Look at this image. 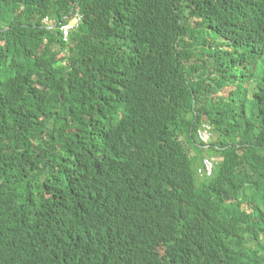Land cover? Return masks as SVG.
<instances>
[{
	"label": "trees",
	"instance_id": "1",
	"mask_svg": "<svg viewBox=\"0 0 264 264\" xmlns=\"http://www.w3.org/2000/svg\"><path fill=\"white\" fill-rule=\"evenodd\" d=\"M0 264H264V0H0Z\"/></svg>",
	"mask_w": 264,
	"mask_h": 264
},
{
	"label": "built area",
	"instance_id": "2",
	"mask_svg": "<svg viewBox=\"0 0 264 264\" xmlns=\"http://www.w3.org/2000/svg\"><path fill=\"white\" fill-rule=\"evenodd\" d=\"M82 16L77 13L75 14V16L69 20L66 24L61 25L59 27L60 31L62 32V35L64 37V40L68 41L71 32L78 28L79 23L81 21ZM46 21L48 22H53V20H50L49 18H45ZM211 133V127L209 125H204L198 133V137L200 139V141L204 144H209L211 141V137L209 136V138L207 139V135H210ZM215 167V161L214 159H210V158H205L204 162H203V167L199 170V173H206L208 176H210L213 173V169Z\"/></svg>",
	"mask_w": 264,
	"mask_h": 264
},
{
	"label": "rangeland",
	"instance_id": "3",
	"mask_svg": "<svg viewBox=\"0 0 264 264\" xmlns=\"http://www.w3.org/2000/svg\"><path fill=\"white\" fill-rule=\"evenodd\" d=\"M44 22H45L46 24H48V25H54V21H53V22H48V21H46V20L44 19ZM214 134H215V133H214V131H213L212 133H210V135H207V139L209 138V136L211 137V139H212V138L214 139V137L216 136V135H214ZM195 150H196V149H195ZM204 150H205V156H206V158H210V159H212V160L214 159L215 163L223 159L222 157L219 156V154H218L217 152L212 151V150H211L210 148H208L207 146H205ZM196 178L200 180V177H199L197 174H196Z\"/></svg>",
	"mask_w": 264,
	"mask_h": 264
},
{
	"label": "clouds",
	"instance_id": "4",
	"mask_svg": "<svg viewBox=\"0 0 264 264\" xmlns=\"http://www.w3.org/2000/svg\"><path fill=\"white\" fill-rule=\"evenodd\" d=\"M211 140H212V139H211ZM204 145H206V144H204ZM206 146L209 147V144H207ZM214 168H215V167H214ZM213 170H214V169H213ZM211 175H212V174H211Z\"/></svg>",
	"mask_w": 264,
	"mask_h": 264
}]
</instances>
